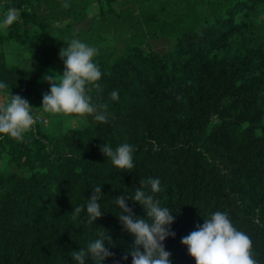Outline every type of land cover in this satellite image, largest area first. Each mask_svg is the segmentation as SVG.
Listing matches in <instances>:
<instances>
[{"label": "trees", "instance_id": "1", "mask_svg": "<svg viewBox=\"0 0 264 264\" xmlns=\"http://www.w3.org/2000/svg\"><path fill=\"white\" fill-rule=\"evenodd\" d=\"M118 1L0 0V16L9 7L20 12L0 31V80L7 94L32 106L41 76L54 65L63 73V40L81 34L76 24L89 4L97 3L101 19L140 21L126 32L123 49L94 58L103 75L92 95L108 104L107 123L88 114L83 127L35 123L21 141L0 138L7 164L0 168V264H75L71 252L104 229L115 253L105 264H131V256L121 258L134 241L112 197L149 176L161 179V203L178 212L176 235L165 241L173 264H195L181 238L217 210L249 235L264 264V0H179L139 16L117 14ZM9 44L36 56L31 72L7 63ZM105 142L132 144L134 168H114L100 150ZM102 184L105 214L93 225L74 219L73 208Z\"/></svg>", "mask_w": 264, "mask_h": 264}, {"label": "clouds", "instance_id": "2", "mask_svg": "<svg viewBox=\"0 0 264 264\" xmlns=\"http://www.w3.org/2000/svg\"><path fill=\"white\" fill-rule=\"evenodd\" d=\"M19 19L20 12L17 8H7L4 15L0 16V31L8 29ZM63 41L66 42V47L59 51L64 64L63 73L49 70L43 74L42 80L49 85V89L43 94L39 108L48 114H91L95 121L107 123L110 115L108 104L94 102L92 95L93 88H100L99 81L103 75L94 59L98 49L79 38ZM26 66L30 72L33 70L31 57L30 64ZM7 88V82L0 80V97H3L0 99V138L8 136L21 141L39 117L34 114L35 107L27 98L20 94L13 95L12 92L7 94ZM110 96L113 100H118V90H113ZM100 150L105 158L110 159L114 168H134L135 147L132 144L123 142L114 148L105 142ZM102 186L103 184L93 187L86 203L73 208L71 213L74 219L79 218L87 225L97 224V220L105 214L102 207L105 195ZM162 191L161 179L149 176L139 179L138 186H135L134 191L126 192L127 195L112 197L118 222L134 241L121 258L123 261L131 256V264H173L165 241L176 235L172 225L178 212L161 203L157 194ZM129 201L142 206L146 216H136ZM181 244L186 246L195 264H258L252 254L251 238L233 224L225 211L217 210L204 216L203 224L197 225L195 230L183 236ZM109 245H113V241L104 229L86 247L72 251L71 256L75 264H87L89 257L93 264H105L106 258L115 255ZM116 264L120 262L117 261Z\"/></svg>", "mask_w": 264, "mask_h": 264}, {"label": "rangeland", "instance_id": "3", "mask_svg": "<svg viewBox=\"0 0 264 264\" xmlns=\"http://www.w3.org/2000/svg\"><path fill=\"white\" fill-rule=\"evenodd\" d=\"M138 0H120L117 3L113 4L114 10L117 14L127 15L132 13L139 14L146 11H153L158 9L160 4L165 6H174L179 0H147L144 3H137ZM141 6H148L144 9H139ZM97 3H91L86 9V16L79 18L78 24H76V31H79L81 34L75 38H79L98 49V52H106L110 50H120L123 49V42L127 40L128 29L140 21L139 19L129 20L121 22L119 19H116L113 15H104L101 19L98 12ZM66 22L60 23L64 25ZM91 27V30L89 29ZM65 47V46H62ZM61 47V48H62ZM4 52L6 54V61L9 64L19 65L21 67H27L26 65L30 64V57L32 65L36 61V56L26 50H22L15 44H9L4 47ZM49 70H53L56 73L62 74V68L59 65H54L50 67ZM45 72V73H46ZM43 76V75H42ZM41 78L38 80L37 85V94L33 99V111L35 114L42 119L43 122H46V125L65 127V128H74V127H83L86 125L85 116H80L77 114H48L44 113L41 108L42 96L48 91L49 85L44 82ZM2 99V98H0ZM42 114V115H41ZM7 167L6 161L0 159V168L4 169ZM14 170L13 168H11Z\"/></svg>", "mask_w": 264, "mask_h": 264}, {"label": "built area", "instance_id": "4", "mask_svg": "<svg viewBox=\"0 0 264 264\" xmlns=\"http://www.w3.org/2000/svg\"><path fill=\"white\" fill-rule=\"evenodd\" d=\"M36 123H39V124H45L46 122H43L42 119L39 117V119H37ZM46 125V124H45Z\"/></svg>", "mask_w": 264, "mask_h": 264}, {"label": "crops", "instance_id": "5", "mask_svg": "<svg viewBox=\"0 0 264 264\" xmlns=\"http://www.w3.org/2000/svg\"><path fill=\"white\" fill-rule=\"evenodd\" d=\"M58 26L60 27V26H62V25H60V23L58 24ZM23 50V49H22ZM27 51V50H26Z\"/></svg>", "mask_w": 264, "mask_h": 264}]
</instances>
